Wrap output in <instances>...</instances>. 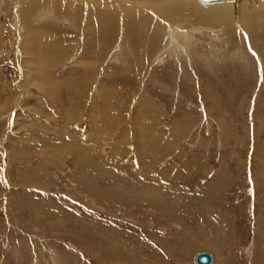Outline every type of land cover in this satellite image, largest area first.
I'll return each mask as SVG.
<instances>
[{"label": "rangeland", "instance_id": "1", "mask_svg": "<svg viewBox=\"0 0 264 264\" xmlns=\"http://www.w3.org/2000/svg\"><path fill=\"white\" fill-rule=\"evenodd\" d=\"M175 4L0 0V264H264V0Z\"/></svg>", "mask_w": 264, "mask_h": 264}, {"label": "bare ground", "instance_id": "2", "mask_svg": "<svg viewBox=\"0 0 264 264\" xmlns=\"http://www.w3.org/2000/svg\"><path fill=\"white\" fill-rule=\"evenodd\" d=\"M191 0H184V5L183 4H181V5H178V4H175L173 7H172V9H182V10H186L187 8H186V3H189ZM208 1H210L211 3L212 2H216V3H225V2H233L234 4H232V6H233V8L238 12V13H241V15H240V20L242 21V25H244L245 23L247 24V26H248V17H247V15H249L248 14V12H251L252 10H254V11H252V12H255V10L257 9V7H256V4L255 3H257L259 0H250V5L249 6H246L247 5V3H246V5H241L240 4V1L241 0H201V2H208ZM186 2V3H185ZM261 5H264V4H261ZM251 6H252V9H251ZM255 8V9H254ZM229 8H228V5H225V4H223V5H221V6H219V7H217V8H214L211 12L213 13V14H215L217 17H219V16H222V17H219V18H221V19H223L224 18V16H225V12H226V10H228ZM202 11V10H201ZM236 12V13H237ZM245 12H247V13H245ZM198 14H205V12H201V13H198ZM227 15V14H226ZM237 17V16H236ZM234 22V21H233ZM231 23V21L229 22V24ZM234 24H235V22H234ZM230 27V26H229ZM235 27V26H234ZM231 28V27H230ZM238 28H239V25H238ZM262 53V52H261ZM264 53V52H263ZM212 109V108H211ZM29 116V115H28ZM34 117V116H33ZM32 117V118H33ZM16 120V119H15ZM39 121V120H38ZM17 123V122H16ZM262 174H263V171L261 172ZM260 175V174H259ZM262 181V183L264 184V176L261 178V180H257V182H258V184H260V182ZM164 213V212H163ZM42 220V219H41ZM111 240V239H110ZM113 246V245H112ZM121 246V245H120ZM111 247V246H110ZM112 250V249H111ZM119 250V249H118ZM122 253V252H121ZM110 255H112L111 253H110ZM124 255V254H123ZM211 255V254H210ZM113 256V255H112ZM122 256V255H121ZM125 256V255H124ZM211 257H212V255H211ZM114 258V257H113ZM116 258H117V256H116ZM120 258V257H119ZM122 258V257H121ZM125 258V257H124ZM214 258L215 257H213V263H214ZM122 260H123V258H122ZM125 260V259H124ZM139 263V262H138ZM194 264H196L195 263V260H194Z\"/></svg>", "mask_w": 264, "mask_h": 264}, {"label": "water", "instance_id": "3", "mask_svg": "<svg viewBox=\"0 0 264 264\" xmlns=\"http://www.w3.org/2000/svg\"><path fill=\"white\" fill-rule=\"evenodd\" d=\"M195 257L196 264H213V257L208 252H198Z\"/></svg>", "mask_w": 264, "mask_h": 264}]
</instances>
